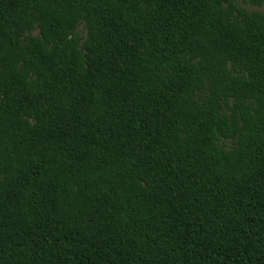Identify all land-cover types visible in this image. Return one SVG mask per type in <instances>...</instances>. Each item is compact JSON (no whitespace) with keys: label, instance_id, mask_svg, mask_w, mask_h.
<instances>
[{"label":"trees","instance_id":"1","mask_svg":"<svg viewBox=\"0 0 264 264\" xmlns=\"http://www.w3.org/2000/svg\"><path fill=\"white\" fill-rule=\"evenodd\" d=\"M0 264H264V0H0Z\"/></svg>","mask_w":264,"mask_h":264}]
</instances>
